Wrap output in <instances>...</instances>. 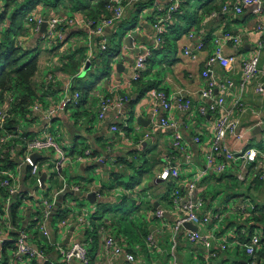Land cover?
Returning <instances> with one entry per match:
<instances>
[{
  "label": "crops",
  "instance_id": "1",
  "mask_svg": "<svg viewBox=\"0 0 264 264\" xmlns=\"http://www.w3.org/2000/svg\"><path fill=\"white\" fill-rule=\"evenodd\" d=\"M181 1L183 5L187 0ZM201 1L191 0L187 11L188 14H193L198 10L199 22L195 26L189 25L187 18L190 15L184 16L181 7L179 12L173 16V22L170 25L166 24L167 34L173 31V35L172 39L169 42L165 41L161 48L155 41L154 21L157 16L167 11L170 1L148 0L128 6L124 18L113 27L106 28L105 36L108 39V50L110 51L115 36L122 29L125 31L135 29L134 48L136 51L129 50L126 46L122 48L119 62L123 64L124 72L119 73L115 68L118 61H113L109 76L101 81L97 80L98 67L95 64V61L102 57L99 55L101 42L97 39L89 42L87 29L67 28L61 42L51 45L42 42V34L33 32L31 29L29 35L23 38L22 44L26 49L41 54L37 80L40 83L48 82L49 77H52L54 81L49 83L52 89L40 91L42 101L37 103L40 109L36 111L31 109L32 113L29 118L19 119L15 134L31 140L35 137H43L46 133H52L55 130L60 144L63 148H68L74 156L90 150L93 161L104 159L109 166L112 164L126 166L129 160L134 159L129 151H134L136 155L142 156L152 168L149 171L150 175H146L147 172L144 170L146 163L140 160L136 168L129 171L125 169L130 176H137L140 171L142 173V180L136 192L132 195L126 194L130 202L116 197V185L112 186L111 193L105 189L98 196L104 205L124 203L127 206L132 203L134 207H137V211L132 216H141L140 223L143 226L140 232L132 228L136 231L135 237L129 239L127 233V235L124 232L115 234L112 229L105 227L97 230H84L77 226L74 218H70L64 237L55 234L53 224L49 221V224H46L49 239L34 230L35 227L29 217L33 214L34 206L31 205L29 209L24 207L22 213H19L18 222L10 224L9 233L4 238L11 243L9 248L13 250L18 233L21 230L27 231L30 245L44 249L47 252V261H25L23 264H56L60 261V251L57 249L59 247L66 249L73 242L85 243L89 247L90 264H143L144 262L138 258L130 244L137 243L140 249H143L145 245L149 248V237L155 240V252L160 257L158 262L153 264H249L250 261L244 249V244L250 238L247 239L249 227L245 225V222L251 218L256 208L264 205V162L261 159L251 165L247 179L240 181L237 178L240 161L228 164L226 155L222 152L216 161L226 164L225 171L216 173L208 170L197 185L195 197L204 201L200 216L209 215L211 222L205 226L194 224L193 226L202 235L209 236L211 244L209 251L211 254H216V257H208L210 252L202 242L192 243L188 240L189 231H193L191 228L184 227L175 233V225L181 214L174 204V190L176 188L181 190V204L186 197L188 182L192 180V169L195 164L198 166L205 164L214 142L215 123L219 118V113L207 115L201 113V108L211 102L201 96L206 86V79L202 74L206 70L208 59L216 49L214 39L224 33H232L239 37L241 44L235 48L229 43L223 48L225 56L236 57L234 65L226 69L219 65L211 67L212 75L219 83H224L226 80L235 83L230 92L217 89L215 96L225 95L227 102L231 103L234 97L240 95L243 103V110H236L234 113L238 124L237 133L243 138L237 140L229 135L224 145L236 154L249 149L264 150V94L256 92V80L247 84L243 90L241 89L243 62L259 52V67L264 69V49L258 50L259 42L262 40L258 26L261 17L264 16V0H261L263 14H260L255 6H251L245 8L240 15L220 13L223 5L237 0H215L214 4L220 10L217 11L218 16L214 18L204 15L205 11L201 5L206 1ZM59 12L68 15L75 13ZM200 43L203 44V48L197 50L196 46ZM187 49L192 50V54L196 56L195 59L185 54ZM144 50H150L152 57L147 63V71L142 75L141 80L134 82L132 81L134 66L138 56ZM43 55L52 56L51 60L59 58L58 63L52 64L51 60L50 62L42 61ZM68 58H73L74 61V69H68L72 73L61 70L63 65L69 61ZM88 62L91 68L82 77ZM76 69L78 72L73 73ZM97 73L100 75L99 72ZM91 85L93 88L88 91L87 86ZM158 91H164L172 103V109L169 112L163 110L160 100L155 95ZM76 92L81 94L80 103L71 105L53 120L46 117L48 111L61 99L70 97ZM119 97H128L129 100L117 105L116 100ZM181 97H186L191 101L189 110L179 108L178 102ZM104 98L112 100V107L101 119L99 111ZM139 118H142L140 122L146 125L139 124ZM162 118L174 121L176 128L162 126ZM114 126L121 128L123 134L114 132L112 130ZM176 132H180L183 138L180 148H175L173 145ZM196 138H200V142H195ZM14 156V171H18L21 169L24 155L18 149ZM34 156L35 161L40 165L50 160L47 153H38ZM89 161H86L85 165ZM169 165L178 166L180 176L178 180L161 181L158 176ZM205 166L202 170H205ZM22 173L19 189L21 193L27 194L28 198L33 191L39 195L38 190L41 192L49 190V194L44 197L47 198L59 189L58 187L52 188L51 185L55 178L52 179L50 175H46L49 173L44 172L42 168L37 177H30L27 169ZM66 173L71 175V180L67 181L70 185L89 183L78 181L87 177L82 174L79 165L76 167L69 165L63 174ZM43 175L47 176L45 188H42L43 185L40 182ZM65 178L67 179L66 176ZM149 185L159 189L157 191L159 194L143 195L144 189L146 190ZM77 186L82 187L86 193L91 191L83 185ZM49 187L52 189L50 190ZM141 194L143 197H140ZM43 195H39L38 198L40 199ZM218 196L220 199L224 197L223 205L220 204L221 210L215 206ZM135 199H137L136 203L133 202ZM224 208H228L234 214L236 223L232 226V221L227 222L224 225L225 229H222L220 223H224L222 220L226 214ZM159 210L164 211L162 217L156 214ZM71 228L74 230L71 231ZM51 234L58 247L52 245L54 240ZM254 235H259L258 229ZM110 236L115 237V245L107 250L105 244ZM224 244L227 245V250L222 249ZM148 248L147 252L151 255ZM10 249L7 251L8 255ZM128 255L133 256L135 260L128 262L126 258Z\"/></svg>",
  "mask_w": 264,
  "mask_h": 264
},
{
  "label": "built area",
  "instance_id": "2",
  "mask_svg": "<svg viewBox=\"0 0 264 264\" xmlns=\"http://www.w3.org/2000/svg\"><path fill=\"white\" fill-rule=\"evenodd\" d=\"M148 0H109L106 7V11L110 15L100 16L99 18L90 19L83 13H73V14H63L57 13L52 10L39 9L33 13H30L25 19V25L30 24L32 26L31 30L36 33H40V30L43 24L47 23L46 33L41 35L42 42L46 44H55L61 42L64 31L67 28H85L87 29L88 36L87 39L89 42L94 40H99V55L103 56L105 52L109 49L108 39L105 36L106 28L113 27L116 23L120 22L125 15L126 8L131 4L138 2H146ZM169 6L167 11L160 16H157L154 21V31H155V41L158 47H162L165 44V36L167 34L166 24H171L173 22V16L179 12L180 7L182 6L181 0H169ZM0 4L3 5L0 0ZM255 6L260 14L262 9L261 0H237L235 2H228L222 6L220 13L223 15L235 14L240 15L243 13V10L247 7ZM218 16V12H214L210 15L211 18ZM259 22V33L262 36L258 45V50L264 49V16L261 17ZM131 35H136L135 29L129 32ZM23 42V41H20ZM214 44L216 49L214 53L210 56L206 64V70L203 72L202 76L206 79V86L201 92L203 99L211 100L208 105H204L201 108L202 115L207 114H216L219 113V118L215 123V137L214 142L209 150L207 156V162L205 170H200L197 178L191 180L187 185L186 197L183 202L180 204V194L182 193L179 188L174 190V204L178 207L181 217L175 225V233L180 229L184 228L186 223H191L198 226H205L211 222V217L209 215L200 216L202 207L204 206V201L195 197V192L197 185L200 180L204 177L206 171L211 170L216 173H223L226 169V164L217 163L216 159L220 154L225 153L226 161L228 164H234L237 161H240L237 171V178L240 181H245L248 177L249 170L251 165L261 159L264 162V150L258 151L256 149H249L245 152L234 153L229 150L224 142L226 138L231 135L234 136L237 140L242 139L243 137L237 133L238 124L234 118V113L236 110H243V103L241 96H236L231 103H228L225 95L215 96V91L217 89L231 91L235 83L231 80H226L224 83H219L216 78L212 75L211 67L214 65H219L220 67L226 69L231 67L236 63L235 56H225L223 53V48L227 44L231 43L232 46L237 48L241 44L239 37L233 35L232 33H224L222 36H218L214 39ZM203 44L200 43L196 46L197 50H202ZM186 55L191 56L193 59L196 58L192 54V50L187 49L185 51ZM259 55L257 52L250 59L243 62L242 65V81L241 89L249 84L251 81L256 80V92L258 94H264V69L259 67ZM92 57V53H90ZM152 53L150 50H144L140 56H138L135 66L134 74L132 81L138 82L141 80L142 75L147 71V63L151 59ZM90 62V59L88 60ZM53 78L49 77L48 84L53 82ZM157 98L160 100V104L165 111H170L172 109V103L168 99L167 94L164 91H158L155 93ZM81 100V94L76 92L70 97L63 98L59 101L58 104L53 106L47 114V118L50 120L55 119L59 113L67 110L71 105L78 104ZM127 97H119L116 102L117 105L128 101ZM178 106L182 110H189L191 108V101L186 97H181ZM112 107V100L109 98H104L100 105L99 117L102 119L105 117V114ZM39 105L35 104L32 110H38ZM9 108L3 105H0V159L4 158L5 150L3 148H10V156L15 160V153L18 149L23 152L24 158L21 163V169L14 171V168L11 170L2 169L0 170V189L5 191L4 195L0 194V206H3L0 210V257L2 256V246L7 242L4 236L9 233L10 224L13 223L10 219V209L11 206L21 199L24 202L27 199H31L33 214L32 224L35 225V229L38 233L43 234L45 237L50 239L49 232L46 228V224H49L51 219L55 203L59 197V192H56L50 197L40 199L37 198L36 191L28 198V195L21 193L19 189L20 179L23 177L22 171L25 169L28 170L30 177H37L40 174V169H44V172H48L50 177L52 175H57L64 177V171L69 165L76 167L80 164H85L86 161H93L91 158L92 153L90 150H86L81 155L72 154L70 151H66L67 148L63 146L58 141L57 135H54L53 132H48L43 137H35L31 140H27L24 137L9 132L5 128L6 120L8 119ZM161 125L167 128H176V123L174 121H169L167 119H161ZM114 132H120L121 128L118 126L112 127ZM148 137V136H147ZM182 135L180 132H176L174 139V147L180 148ZM195 142H200V138H196ZM38 153H47L49 154V161L40 165L39 162H36L34 155ZM180 176V170L178 166L169 165L165 167L158 176V179L161 181H168L170 179L178 180ZM73 191H81L82 187L77 185H72ZM164 211L159 210L156 214L158 217L163 216ZM6 224L5 226H1ZM66 229V227H65ZM65 230L59 233L60 237L65 236ZM52 236V234H51ZM53 238V236H52ZM53 246L57 245L56 240L53 238ZM188 240L192 243L202 242L207 250L210 249V241L208 235H202L199 231H189ZM149 241L154 245L155 240L153 237H149ZM15 247L13 250L10 248L9 260L7 264H23L25 261H35V260H46L47 261V252L44 249L36 248L30 245L29 243V234L25 230H21L18 233L17 238L15 239ZM106 249L110 250L115 245V237L110 236L106 241ZM261 238L259 235H253L247 243L244 244L245 252L249 258V264H255V257L261 249ZM223 250H227V245H222ZM57 250L60 251V261L56 264H90L91 256L89 247L85 243L73 242L68 248L63 249L59 247ZM210 252V251H209ZM208 257H216V254L208 253ZM128 262H133L135 258L133 256L126 257Z\"/></svg>",
  "mask_w": 264,
  "mask_h": 264
},
{
  "label": "trees",
  "instance_id": "3",
  "mask_svg": "<svg viewBox=\"0 0 264 264\" xmlns=\"http://www.w3.org/2000/svg\"><path fill=\"white\" fill-rule=\"evenodd\" d=\"M1 1L3 5L0 4V104L3 106L7 105L10 109L8 119L5 123L6 130L15 133V127L18 126L20 121L19 119L29 118L31 116V109L33 106L39 103V101H42L40 91L52 89L47 82H42L40 86L37 85V76L40 71L39 54H37L34 50L26 49L19 40L23 35L22 30L23 24L25 25L24 19L26 16L31 12L33 13L39 5L46 4L47 7L52 8V11L57 13H60L59 11H63L64 13H83L88 18L95 19L100 16L110 15L106 11L109 0ZM190 1L191 0H187L181 7L183 9L184 16L190 15L187 18L188 24L195 26L199 22L197 13L198 10L193 14L187 13L189 5L191 4ZM196 1L202 2L201 0ZM205 1L206 3L201 5L202 9L205 11V16H210L213 12L220 10H218V7L214 4L215 0ZM172 35L173 31L165 36V41L169 42L172 39ZM115 42L116 41L114 39L112 49L110 51L107 50L108 52H105L101 58H98V60L95 61V64L98 67L96 71L100 73V75H98L96 72L98 76L97 80L99 81L104 79V77L109 76V73L111 72V65L120 48V45ZM72 59L73 58H68L69 61L63 65V68L61 69L62 71L72 73L68 70L74 69V61ZM74 72H78V70L76 69L73 73ZM92 88V85L90 87L87 86L88 91H91ZM76 143L75 147H77ZM3 149L5 150V153L4 158L0 159V170H11L15 166V160L10 156V149H12V147ZM112 177V183L115 185L114 181L120 178L116 174ZM138 181L129 182L125 184V186L128 189H132L137 185ZM4 193L5 191L0 189V194L4 195ZM124 200L129 201V196H125ZM21 202V199H17L10 209L9 216L11 221L15 224L19 220ZM2 207L3 206H0V210ZM58 216L65 219L61 212H59ZM29 217L31 222H33L31 215ZM245 225L249 227V236L247 239L249 237L251 238L257 229L259 230V237L261 238L262 246L254 261L255 264H264V205L256 208V210L252 212L251 218L245 222ZM97 229L98 228H95V230ZM124 234H126V232H124ZM14 235L17 236V234ZM9 247H11V243L9 242H5L2 246L3 253L0 257V264H7V261L9 260L7 248Z\"/></svg>",
  "mask_w": 264,
  "mask_h": 264
},
{
  "label": "water",
  "instance_id": "4",
  "mask_svg": "<svg viewBox=\"0 0 264 264\" xmlns=\"http://www.w3.org/2000/svg\"><path fill=\"white\" fill-rule=\"evenodd\" d=\"M133 30V29H132ZM47 31V23L43 24L40 33L44 34ZM131 31V30H130ZM130 31H124V33L122 35H119L120 33H118L116 35L115 38V43L120 45L119 51L116 55V57L114 58L113 61H118L117 64H115V68L119 73L124 72L123 68V64L119 62V58L121 57V53H122V48H124L125 46L129 49V50H134L136 51V48H134V41H135V35H131L129 34ZM91 68V64L88 62L83 70V74L81 75L82 77L85 76L88 71ZM140 120H142V118H139V124H144L142 122H140ZM146 125V124H144ZM72 151L74 152V149H72ZM130 154L134 157V159L129 160L125 165L126 166H115V164L112 165H107L106 161L104 159H100V160H94V161H89L88 164H80V171L82 172V174L84 176H87V174L92 173V172H97V173H103L105 172L108 168H113V173L112 175H110L108 178L106 177L107 181H109L112 185V180L114 174L118 175L119 178L123 177V176H129V182H136L138 181L137 185L132 188V189H128L126 186L120 187L121 191L124 193V196H126L127 193H130V195H132L134 192H136V188L139 186L141 180H142V174L140 171V174L137 176H130L128 174L127 171L132 170L134 168H136L138 166V162L144 158H142V156L140 155H136L134 153V151H129ZM144 162L146 163V161L144 160ZM128 164V165H127ZM127 169V171L125 170ZM126 172H125V171ZM66 175H64V177L61 176H57V175H52L51 178H55L54 181H57L59 184V189H56V192H59V197L55 203V207L51 216V223L54 226V220L57 218L58 219V230L54 229L53 230L55 232L56 235H58L59 233H61L62 231L65 230V227H67V225L70 223L68 219L70 218H74L77 226L82 227L84 230H95V228L98 227V224L96 223L97 219H98V214L101 212V207L106 206L104 205L100 200H99V195L102 191H105L106 185L102 182H95V181H88L89 183H83L82 184H71L68 183L66 178ZM47 179L46 175H43L40 179V182L42 183L43 187L45 188V181ZM90 179V178H89ZM60 181L62 182L60 184ZM76 181V180H75ZM78 181H87L86 178L83 179L81 178V180ZM128 182V183H129ZM79 183V182H78ZM114 184L116 186H121L123 183H121L119 181V179H117L116 181H114ZM72 185H83L84 187L89 188L88 190H91L90 192H84L83 189H81V191H73L72 189ZM94 185V186H92ZM119 189V187H117L115 190L117 191ZM55 192V193H56ZM131 197V196H130ZM79 201H87L88 207H86L84 204L80 205ZM134 202H137V199L134 200ZM78 208L80 211H78ZM60 210V211H59ZM59 212H61V214L65 217V219L60 218ZM108 212V211H104L103 213ZM102 219V217H101ZM109 222V220H107V223ZM184 227L186 228H191L193 231H197V228L195 226H193V224L191 223H186L184 225ZM63 228V229H61ZM99 229V228H98ZM71 231L74 230V228L70 229Z\"/></svg>",
  "mask_w": 264,
  "mask_h": 264
},
{
  "label": "rangeland",
  "instance_id": "5",
  "mask_svg": "<svg viewBox=\"0 0 264 264\" xmlns=\"http://www.w3.org/2000/svg\"><path fill=\"white\" fill-rule=\"evenodd\" d=\"M39 9L52 10V8L47 7L46 4L39 5L36 10L38 11ZM36 10H34V11H36ZM25 19H24V21H25ZM31 28H32V26L30 24H27V25L23 24V30H22V34L23 35H22V37H20V39H19L20 41H23V38L27 37L29 35V30ZM124 31L125 30L122 29L119 35H122L124 33ZM56 51H58V50H56ZM57 54H58V52H57ZM39 56H41V54H39ZM51 59H52V56H49V55H43L42 58H41L42 61H46V62H50ZM58 59L59 58L56 57L55 59L51 60L52 64L54 62L57 64L58 63ZM50 66H52V65H50ZM104 82H105V80H104ZM40 84L41 83L38 81L37 85L40 86ZM72 111L74 113V110H72ZM53 134L54 135L56 134L55 130H53ZM66 151H68V148H67ZM141 161H144V159H142ZM206 162H207V160H205V164H202L201 166H198V164L197 165L195 164L194 168L192 169V174H191L192 181L197 178V175H198L199 171L202 170V168L206 165ZM151 169L152 168L150 167L149 163L147 162L145 164V167H144V170H146V172H147L146 175H150L149 171H151ZM112 173H113V168H108L103 173H97L96 171L92 172V173H89V174H87L86 179H87V181L91 180V181H95V182L98 181V182L104 183L106 185L107 190L111 193L112 192V184L109 181H107L106 177L108 178L110 175H112ZM65 175H66L67 179L70 181L71 180L70 173H66ZM119 181L121 183H123V184L121 186H117V187H119V189L116 191V197L118 199L123 198V201H124V193L121 191L120 187L125 186V184H127L129 182V176H123V177H121L119 179ZM51 186H52L53 189H55L56 187H59V184H58L57 181H54L53 185H51ZM52 188L49 187L50 190ZM157 191H159V189H156V187L153 186V185H149L146 190L144 189L143 195H145V196L146 195H157V194H159V192L157 193ZM212 191L213 190H211V192ZM38 194L39 195H43L44 194L42 197H45V196H47L49 194V190L43 191V192L38 190ZM39 195H37V198L39 197ZM143 195L141 194L140 197H143ZM223 198L224 197L222 196L221 199H220L219 196H218L217 197L218 201L216 202L217 205L215 204V206H217L220 210L222 209L221 205H223ZM0 202H2V201H0ZM79 204L80 205L84 204L86 207H88L87 201H79ZM31 205H32V202H31L30 199H27L24 202H21L20 214L22 213V210L24 209V207H27L29 209L31 207ZM78 211H80L79 208H78ZM104 211H108V212L103 213ZM135 211H137V207H134L132 203H129L127 206L124 203H122V204L117 203V204H111L110 206L109 205L103 206V207H101V212L97 216L98 217V219L96 221V223L98 224L97 228L105 227V228H108V229H112L115 232V234H120L121 232H126L128 234V236H129V239H131V238H133V237H135L137 235L136 234L137 229L140 232L141 229H142V226H143L140 223V217L141 216H139V215H137L135 217L132 216L135 213ZM224 212L226 214H225V217H223V219H222L224 221V223H222V222L220 223L221 228L225 229L224 225L227 222H231V221H232L231 222L232 226H234L235 223H236L235 222L236 218H235L234 214H232L228 210V208H224ZM101 217H102V219H101ZM107 220H109L108 223H107ZM58 222L59 221L56 218L54 220V226H53L54 229L58 228ZM132 228L136 229V231L134 229H132ZM61 229H63V228H61ZM67 229H69V227ZM123 240H125V238ZM127 242H129V241H127ZM129 244H130V242H129ZM148 244H149L148 245L149 248L146 247V245H145L143 247V249H140L137 243H131L130 244L131 248L136 252L138 258L141 259V261L144 262L143 264L156 263V262H158L157 260L160 258L159 254L155 252L156 247L149 241V238H148ZM147 248L149 249L151 255L147 252Z\"/></svg>",
  "mask_w": 264,
  "mask_h": 264
}]
</instances>
